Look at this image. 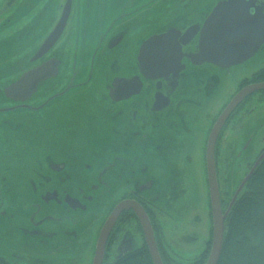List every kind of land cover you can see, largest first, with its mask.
<instances>
[{
	"label": "flooded vegetation",
	"instance_id": "obj_1",
	"mask_svg": "<svg viewBox=\"0 0 264 264\" xmlns=\"http://www.w3.org/2000/svg\"><path fill=\"white\" fill-rule=\"evenodd\" d=\"M150 1L99 0L96 9L92 0L89 4L60 0L50 10V22L47 7L43 8L37 20L44 22V36L25 72L49 65L57 67V74L39 83L24 101L10 99L4 92L21 75L0 86V220L8 226L0 234V264H50L43 261L48 250L58 255L71 252L67 260L57 263L67 264L75 260L79 246H89L78 243L77 228L82 232L92 219L96 221L93 261L101 229L124 201L144 208L155 234L159 216L168 215L186 197L193 151L202 152L208 188L210 134L235 96L264 83V66L245 71L250 60L264 56V42L243 63L227 65L222 51L215 55L216 62L211 61L206 57L216 50L209 52L203 45L205 24L225 0H154L149 6ZM249 1L250 14L261 11L264 17V0ZM14 2L7 0L9 7ZM65 16L59 39L34 60ZM36 21L29 26H39ZM133 25H138V37L132 41ZM95 69L91 78L89 72ZM226 85L234 86V91L225 100ZM258 106L264 107L263 90L240 101L215 143L223 212L230 208L231 196L228 190L225 197L222 193L221 167L228 168L233 155L249 151L246 142ZM30 119L41 123L32 136ZM97 124L104 128L101 148L93 137ZM230 135L231 146L224 148ZM224 149L228 154L223 160ZM263 152L264 146L253 161L237 158L238 167L246 172L236 189ZM209 198L208 192L211 219ZM104 199L103 211L101 205L91 208L95 200ZM129 212L136 220L125 222L123 216ZM64 218L72 219L75 229L60 234ZM131 223L141 246L146 244L136 214L124 211L109 236L104 264L114 247L115 260L128 248L141 247L134 242L135 235L125 230ZM29 239L35 246L24 244Z\"/></svg>",
	"mask_w": 264,
	"mask_h": 264
},
{
	"label": "rangeland",
	"instance_id": "obj_2",
	"mask_svg": "<svg viewBox=\"0 0 264 264\" xmlns=\"http://www.w3.org/2000/svg\"><path fill=\"white\" fill-rule=\"evenodd\" d=\"M59 1L60 0H23L21 4L18 5L19 0H15L14 4L9 7L7 0L4 6L2 5L4 0H0V86H6L15 81L30 66L31 56L44 36L41 28L44 22H42L43 20L38 21L37 19L41 18L43 8L47 7V19L50 22V10L54 11ZM98 1L99 0H92L93 8H100V6H96V2ZM145 1L146 0H139V3ZM81 2L83 4L84 0H81ZM86 3L89 4L90 0H86ZM154 4V0L149 2V6H153ZM142 11H144V9H142ZM34 21H36L39 26H29ZM132 31L135 35L132 38L133 41L138 37V25H133ZM248 63L245 71L252 73L264 66V56L257 57L255 60L252 59ZM95 72L96 69L94 72H89L91 78L95 76ZM233 87L234 86L226 85L225 91L223 89L225 100L230 92L234 91ZM252 119L255 126L253 129V125L250 127V131L251 129L252 131L246 142V146L249 145V151L244 152L242 156L239 154L233 155V161L228 168L221 167V190L223 195L226 187L228 191L230 185H234L233 187L236 188L246 172L244 168L240 169L238 167L237 158L243 162L253 161L259 154V150L264 146V107L258 106V110L255 111ZM27 122L30 126L29 136H32L41 127L40 119H30ZM102 126L103 124H97V126L94 127L96 133L93 137L97 141L99 148L103 147L105 142L104 128ZM231 135L224 140V148L226 144L231 146V144H229ZM80 142L81 139L79 140V144ZM201 153L200 151L191 152L194 164L191 166L190 171L187 172L188 180L185 184L186 197L177 202L175 208L172 209L168 215L163 214L159 216V223L163 230V243L165 249L173 261L180 264L194 263L202 254L210 239L211 219L208 208L209 189L206 184L205 169ZM227 154L228 149H224L222 155L223 160L226 158ZM242 161H240V163H242ZM223 179L225 186L222 184ZM96 200L91 203V208L96 209V207L101 205L100 210L103 211L105 199L98 202H96ZM93 205H96V207ZM82 214H85V212ZM95 222L96 221L93 219L88 220L82 232H79L76 227L79 235L77 239L78 243L86 242L89 246L86 247L87 249L79 246L80 249L73 254L75 260L69 261L67 264L92 263L91 258L94 248H92L91 245L96 242ZM6 223L7 222L4 220H0V234L8 231ZM73 224H75V222L72 219L64 218V226L63 229L60 230V234L75 229ZM125 230L134 234V242L138 246H141V237L136 232L135 223L127 225ZM33 242H35L33 239H29L25 241L24 244L35 246ZM115 251L116 247L113 248L108 263H113L115 261ZM26 252L29 254L36 253L32 250ZM70 253L71 252H63L61 255H58L57 252L48 250L44 252L43 261L49 262L50 264H57L60 260H67V258L72 255Z\"/></svg>",
	"mask_w": 264,
	"mask_h": 264
},
{
	"label": "water",
	"instance_id": "obj_3",
	"mask_svg": "<svg viewBox=\"0 0 264 264\" xmlns=\"http://www.w3.org/2000/svg\"><path fill=\"white\" fill-rule=\"evenodd\" d=\"M251 4L252 3L249 0H225L214 9L205 24L206 37L203 41V45L208 48L209 52L214 50H216V52L212 55L209 54L206 58H210L209 60L216 62L217 56L215 55H217V52L220 53L222 51V61L227 63V65H235L250 59L258 51L260 45L264 42V17L262 16L261 11H256L254 15H251L249 11ZM65 19L66 16L59 23L57 28H55L54 32L49 36L45 44L40 48L34 60L40 58L43 53L48 51L59 39L61 33L63 32ZM56 74V66H39L23 73L17 81L11 83L4 90L5 95L13 100H28L35 92L39 83L45 81L49 77L55 76ZM261 90L264 91V83L256 84L243 89L233 98L232 102L219 117L210 134L206 161L213 221V236L210 255L205 264H219L223 250L225 222L231 213V208L223 213L221 205L215 165V143L222 127L240 101L252 93ZM262 160H264V152L258 158L255 165L235 193V188L233 187L234 185L229 186V193L233 195L230 204L231 207H233L240 192L246 183L251 179ZM124 211H133L139 219L153 264H164L157 247L150 219L144 208L135 201H124L120 203L110 215L101 229L92 264L104 263L106 245L109 236L117 219ZM131 250V247L125 250L123 254L120 255V258L129 253Z\"/></svg>",
	"mask_w": 264,
	"mask_h": 264
},
{
	"label": "trees",
	"instance_id": "obj_4",
	"mask_svg": "<svg viewBox=\"0 0 264 264\" xmlns=\"http://www.w3.org/2000/svg\"><path fill=\"white\" fill-rule=\"evenodd\" d=\"M226 190L225 188V196ZM232 208L225 222L223 250L219 264H264V160L246 183ZM123 219L125 222H131L136 220V217L129 212L125 213ZM212 233L211 228L210 239L204 251L192 264L206 263L212 244ZM155 236L163 263L180 264L174 262L165 249L161 225L156 226ZM109 256L106 257L105 264H153L146 244L113 263H108Z\"/></svg>",
	"mask_w": 264,
	"mask_h": 264
},
{
	"label": "bare ground",
	"instance_id": "obj_5",
	"mask_svg": "<svg viewBox=\"0 0 264 264\" xmlns=\"http://www.w3.org/2000/svg\"><path fill=\"white\" fill-rule=\"evenodd\" d=\"M230 208H232L231 206H230ZM230 208L228 209V210H230ZM149 250V249H148ZM210 251H211V248H210ZM210 251H209V254H208V257H209V255H210ZM150 252V251H149ZM150 256H151V254H150ZM151 259H152V257H151ZM152 262H153V260H152Z\"/></svg>",
	"mask_w": 264,
	"mask_h": 264
}]
</instances>
